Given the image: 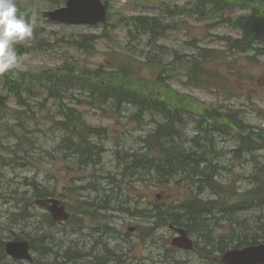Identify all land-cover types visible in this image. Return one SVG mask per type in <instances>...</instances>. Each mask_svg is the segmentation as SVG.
I'll use <instances>...</instances> for the list:
<instances>
[{
  "label": "rangeland",
  "instance_id": "obj_1",
  "mask_svg": "<svg viewBox=\"0 0 264 264\" xmlns=\"http://www.w3.org/2000/svg\"><path fill=\"white\" fill-rule=\"evenodd\" d=\"M106 1L109 3L111 16L105 28L36 22V25L42 28V37L47 43L30 46V51L19 59V69L44 70L73 62L95 68L98 65L108 64L112 58L118 61L128 59L131 63L140 65L142 70L140 78L149 80L158 72L165 71V67L168 70L178 68L182 72L186 67L185 62L196 56L200 49L223 51L225 47L220 40L222 35L233 38L238 36L236 31H232L226 25H217L214 19L203 21L199 17L191 16L187 10L193 7L191 0ZM17 2L21 6L30 2L37 5L41 12L50 9L41 0H17ZM179 11L183 12L179 14ZM240 13L242 12H238ZM139 15L155 17L162 34L159 39L150 40L148 36L139 38L132 32V34L128 33L120 17ZM158 18L161 23L158 22ZM82 34H95L98 37L91 55H82L73 50L66 41L72 36ZM251 55L227 53V57H230V69L226 65L214 64L217 70L214 78L217 81H213L212 84L218 85L217 87L211 86L207 89L188 85L182 74L172 80L166 79V85L170 91L177 93V98L181 99V95L191 98L189 105L199 104L200 107L205 105L210 109H218L222 114L226 110L236 112L240 114L243 122L254 127L255 131L264 130V58L249 60ZM158 62L162 65L160 68L149 70ZM3 93L0 81V94ZM85 95L84 92L73 89L68 93L69 98L65 99L64 104L81 112L83 120L89 126L104 129V137L98 140L90 139L91 143L102 148L97 165H79L76 160L64 156L63 151H57V144L63 134L52 129V122L46 113L50 102L47 103L45 110H42L37 102H31V106L26 111L21 110L12 101L4 108L12 117L0 120V142L5 146L0 147V238L3 241L8 240L14 234L31 242L34 247L31 251L34 261L53 259L57 253L65 254L68 250L73 253L85 251L99 256L105 246L121 254L129 264H167L174 260L178 264H211L203 259L204 255H200L199 248L204 246L203 238H197L200 242L193 253L178 250L167 253L171 248L169 242L175 235L173 232L161 229L154 235V240L148 239L142 228L146 224L145 221L123 211L133 208L135 205L133 199L136 196H138L136 200L139 208L146 205L148 209L163 201L171 203L173 200H179L183 203L186 198L199 191V184L193 185L187 178H172L163 191L161 187H156L153 175V177L146 175L144 181L131 174L128 175L127 171L123 173L126 178L120 176L124 166L122 158L140 149L142 146L140 140L153 132L156 124L162 122L161 117L139 115L140 118H136L133 114L138 113L137 109L125 104L117 109L108 103L101 105L103 110L87 104H79L78 99L88 100ZM191 107L190 105L189 109ZM15 110H20L18 111L20 113L26 112L25 115H20L22 116L21 131H24L27 141L30 140L32 143L30 148H26L24 144L26 153L16 150L14 137L8 131V128L14 132L20 130L15 120ZM194 131L192 123H188L181 138L187 139L188 142L192 141L196 135ZM211 138L213 153L209 159L219 166L215 171L219 173L216 181L230 196V199L221 197L220 200L225 202L228 200L229 204L237 203L240 200L238 196L251 188L249 177L255 172L254 158L258 164L264 163V149L254 152L252 159V156L246 155L244 151L236 153L239 145L235 137L215 132ZM7 161L11 164H5ZM32 178L40 186L44 185L50 191H54L53 197L60 199L67 206L71 215L69 222L57 223L55 226L47 225L46 222L50 219L46 211L34 206L33 214L36 217L21 221L19 224H10L6 216L10 211H16L15 205L19 206L21 197L31 194L30 187L25 186V180L29 181ZM118 187L122 189L119 192L122 197L115 198V202L114 194ZM214 190L206 189L202 195L203 199L215 198L211 196V191ZM161 192L163 199H155V196ZM122 202L121 211L117 209V205L118 203L121 205ZM224 215L225 213H219L215 217V219L221 218L217 227H213L210 231L214 239L216 235H229L231 232L242 237L245 234H254L257 231L255 225L258 217H264V208L237 212L234 216H230L231 225L229 220L223 218ZM235 221L238 224L234 223ZM130 227L134 229L133 232H128ZM81 255H72L73 258L68 259L67 264H82L84 260H91V255L86 256L87 259ZM163 255L165 258H162ZM215 256L216 254H213L212 257ZM5 262L0 258V264Z\"/></svg>",
  "mask_w": 264,
  "mask_h": 264
},
{
  "label": "trees",
  "instance_id": "obj_2",
  "mask_svg": "<svg viewBox=\"0 0 264 264\" xmlns=\"http://www.w3.org/2000/svg\"><path fill=\"white\" fill-rule=\"evenodd\" d=\"M41 1L43 4H47L50 9H54L64 5L66 0ZM193 1V7L187 9L191 16L199 17L203 21L214 19L217 21V25H226L238 33V36L234 38L229 35L220 37L225 47L223 51L200 49L196 56H192L185 62L186 67L185 70L182 69L183 73L178 68L168 70L165 67V71L158 72L153 79L149 80L140 78L142 73L140 65L133 64L128 59L118 61L116 58H112L108 64L98 65L95 68L81 65L80 62L66 63L60 67L36 71H23L18 68L14 75L11 72L0 75L1 89L4 91L3 94H0V120L12 117L4 109L10 101L23 111L31 106V102H37L42 110H45L47 103L50 102L46 113L52 122V129L63 134L57 144V151H63L64 156L76 160L79 165L85 166L99 162L102 148L91 143L90 139L98 140L104 137L105 131L98 127L89 126L83 120L81 112L64 104L65 99L69 98L68 93L73 89L86 94L84 97L88 100L78 99L79 104H87L102 110L101 105L108 103L117 109L125 104L137 109L138 113L133 114L136 118H140L139 115L161 117L162 122L156 124L153 132L140 140L142 143L140 149L134 150L127 157L125 155L122 158L124 166L120 176L123 177V173L127 171L128 175L131 174L143 181L146 179V175H153L156 180V187H161L163 191L172 178H187L193 185L199 184L198 190L201 193L206 189H215L211 191L215 198L202 199L199 197L200 192L198 191L196 192L197 195H190L183 203L163 201L147 209L146 205L139 208L138 200H136L138 196H136L133 199L135 202L133 208L123 211L128 212L134 218L138 217L145 221L146 224L142 228L145 230L144 235L148 239L154 240V235L161 229H168L169 225L185 228L187 233L197 240L196 248L200 242L197 238H203L204 246L199 248L200 255H204L203 259L213 264L212 256L215 253L220 254L232 247L241 248L264 241V233H258V231H264V217L262 216L258 217L255 225L257 231L254 234H245L242 237L231 232L229 235H216L214 239L213 233L210 232L213 227L218 225L221 217L219 219H215V217L219 213H225L226 216L224 215L223 218L229 220L231 225L230 216H234L237 212L264 208V163L258 164L254 158V152L264 149V130L255 131L254 127L243 122L239 113L229 110L222 114L216 108L210 109L205 105L200 107L199 104H190L192 107L189 109V103L192 99L182 95L180 96L181 99L177 98V93L170 91L166 85V79L172 80L177 75L182 74L188 85L208 89L211 86H218L212 84L213 81H217L214 78L217 73L214 64H222L229 67L228 69L231 68L230 57H227V53H250L252 55L248 58L249 60L264 58V0ZM15 3L18 15L23 16L33 25L32 37L25 43H19L15 46L18 59H20L30 51V46H40L47 43L42 37V28L36 25V22H46L40 16L41 9L37 5L26 2L21 6L17 0ZM182 12L179 11L178 13L181 14ZM238 12L243 14H238ZM120 21L128 29V33L132 32L136 37L148 36L150 40H157L162 36L159 29L160 25L155 22L157 20L154 16H121ZM158 22L161 23L160 19ZM97 39L95 34H82L72 36L70 40L66 41L73 50L82 55H91L95 50L94 45L97 43ZM144 63L148 64L147 62ZM161 66V62H158L149 70L158 69ZM18 111L15 110L14 114L15 120L20 126L22 125V116L20 115H25L26 112L20 113ZM188 123H192L196 133L190 142L181 138ZM21 130V126L18 132L8 128L9 134L14 137L16 142V150L26 153V149L23 148L24 144L26 148H30L32 143L30 140L27 141L24 131ZM215 132L220 135H233L239 142L236 153L244 151L246 155H251L255 161V172L249 177L251 188L238 196L240 200L237 203L229 204L228 200L226 202L220 200L221 197L230 199V196L223 191L224 188L221 185L217 184L216 179L219 175L215 172L217 163L214 164L212 159H209L213 153L211 135ZM185 144L189 146H184ZM0 147L4 148L5 146L0 142ZM5 164L11 163L7 161ZM25 186L30 187L29 193L31 194L21 197L19 206L15 205L16 211H10L7 214L6 217L10 224H19L21 221H28L36 217L33 214V200L53 197L55 193L44 185L40 186L33 178L29 181L25 180ZM121 190L118 187L114 199L122 197L119 193ZM162 193L157 194L155 198L163 199ZM16 200L19 201L17 198ZM117 206V209L122 211L123 202L121 205L118 203ZM46 223L52 224L50 220ZM234 223L238 224L237 221ZM230 231H232V227H230ZM11 239L20 240L21 236L13 234ZM3 244L4 241L0 238V258L6 261L4 264H21L7 259L3 253ZM31 249H34L32 244ZM45 251L48 250L45 249ZM173 251L175 250L170 248L167 253ZM74 254H82V257L85 258L91 255V260L86 258L87 261H83L81 259L85 262L84 264H129L121 254L105 246L99 256H94L85 251L73 253L68 250L65 254L57 253L53 259H41L34 261L33 264H67L68 259ZM164 256L162 258H165ZM167 264H178V262L174 260Z\"/></svg>",
  "mask_w": 264,
  "mask_h": 264
},
{
  "label": "water",
  "instance_id": "obj_3",
  "mask_svg": "<svg viewBox=\"0 0 264 264\" xmlns=\"http://www.w3.org/2000/svg\"><path fill=\"white\" fill-rule=\"evenodd\" d=\"M65 4V7L57 10L45 11L42 16L52 22L68 25H93L103 23L107 19L106 3L103 4L100 0H67ZM35 204L45 207L54 221L66 222L69 217L65 213V206L57 199L42 200ZM169 229H173L177 234L170 242V246L184 251L193 250L192 240L185 230L173 226ZM4 252L13 259L32 262L27 241H9L4 245ZM219 261L222 264H264V244L225 251L220 255Z\"/></svg>",
  "mask_w": 264,
  "mask_h": 264
},
{
  "label": "clouds",
  "instance_id": "obj_4",
  "mask_svg": "<svg viewBox=\"0 0 264 264\" xmlns=\"http://www.w3.org/2000/svg\"><path fill=\"white\" fill-rule=\"evenodd\" d=\"M33 35L32 22L18 15L15 0H0V75L19 68L16 45Z\"/></svg>",
  "mask_w": 264,
  "mask_h": 264
},
{
  "label": "bare ground",
  "instance_id": "obj_5",
  "mask_svg": "<svg viewBox=\"0 0 264 264\" xmlns=\"http://www.w3.org/2000/svg\"><path fill=\"white\" fill-rule=\"evenodd\" d=\"M102 235H103V234H102ZM99 236H100V235H99ZM89 249H90V248H89ZM79 251H80V250H79ZM77 256H78V255H77ZM81 256H82V255H81ZM72 258H73V257H72ZM75 259H76V258H75ZM77 259H78V257H77ZM77 259H76V260H77ZM72 263H73V262H72ZM82 264H83V262H82Z\"/></svg>",
  "mask_w": 264,
  "mask_h": 264
}]
</instances>
